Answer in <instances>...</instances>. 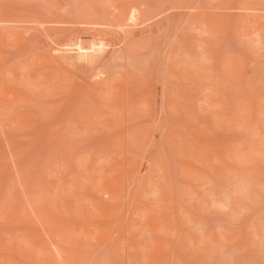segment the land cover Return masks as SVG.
I'll list each match as a JSON object with an SVG mask.
<instances>
[{
    "label": "rangeland",
    "instance_id": "374dc122",
    "mask_svg": "<svg viewBox=\"0 0 264 264\" xmlns=\"http://www.w3.org/2000/svg\"><path fill=\"white\" fill-rule=\"evenodd\" d=\"M0 264H264V0H0Z\"/></svg>",
    "mask_w": 264,
    "mask_h": 264
},
{
    "label": "bare ground",
    "instance_id": "6f19581e",
    "mask_svg": "<svg viewBox=\"0 0 264 264\" xmlns=\"http://www.w3.org/2000/svg\"><path fill=\"white\" fill-rule=\"evenodd\" d=\"M160 9H161V8H160ZM167 10H168V9H167ZM159 14H160V12H159ZM155 15H156V14H155ZM129 19H130V18H129ZM162 20H163V19H162ZM132 21H133V20H132ZM144 22H145V21H144ZM7 24H8V23H7ZM41 25H42V24H41ZM96 25H97V24H96ZM166 26H167V25H166ZM148 29H149V28H148ZM68 30H69V29H68ZM103 32H104V31H103ZM105 34H106V33H105ZM103 35H104V34H103ZM77 39H78V38H77ZM98 39H99V38H98ZM76 43H77V42H76ZM77 44H78V43H77ZM71 45H72V44H71ZM94 45L97 46L98 44H94ZM94 45L92 44L93 47L91 48V50H93V52H95L94 49L96 48V46H94ZM101 45H102V44H101ZM106 45H107V44H106ZM81 46H82V45H81ZM81 46H80V47H81ZM99 46H100V45H99ZM87 47H89V45L86 46L85 48H87ZM97 47H98V46H97ZM89 48H90V47H89ZM67 49H68V48H67ZM87 49H88V48H87ZM87 49H83V47H81V48H79V51L77 52V57H78L79 59H81L82 62H84V63H85V62L87 63V62L89 61L88 57L90 56V55H89L90 52H88L89 50L87 51ZM96 49H97V48H96ZM99 49H101V46H100V48L98 47L97 50H99ZM58 50H59V49H58ZM69 50H70V49H69ZM77 50H78V49H77ZM97 50H96V51H97ZM101 51H102V50H101ZM91 52H92V51H91ZM91 54H92V53H91ZM92 55H93V54H92ZM78 58H77V59H78ZM89 62H91V61H89ZM65 64H66V63H65ZM68 65H69V64H68ZM77 67H78V66H77ZM84 67H85V66H84ZM149 70H150V69H149ZM158 71H159V70H158ZM74 92H75V91H74ZM79 95H82V94H79ZM153 99H154V98H153ZM160 102H162V101H160Z\"/></svg>",
    "mask_w": 264,
    "mask_h": 264
}]
</instances>
